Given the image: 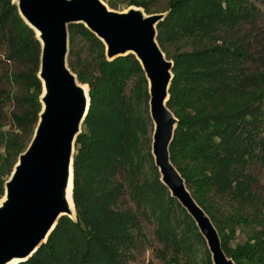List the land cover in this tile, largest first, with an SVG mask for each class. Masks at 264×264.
I'll list each match as a JSON object with an SVG mask.
<instances>
[{
	"label": "trees",
	"instance_id": "1",
	"mask_svg": "<svg viewBox=\"0 0 264 264\" xmlns=\"http://www.w3.org/2000/svg\"><path fill=\"white\" fill-rule=\"evenodd\" d=\"M12 2L0 0V53L7 62L21 67L10 75V82L19 83L27 92L22 101L28 107L10 114L21 136L4 139L0 179L10 176L19 155L28 147L41 111L42 89L37 78L40 43ZM132 5L152 14L142 2ZM167 11L156 26V40L162 51L165 35L212 38L220 31L231 32L253 17L240 7L239 0H170ZM67 30V65L78 82L88 86L90 100L73 155L76 220L61 217L46 243L30 259L18 264H127L132 259L131 250L145 236L142 206L152 212L158 225L156 235L170 253L168 259L162 256L165 264H182V257L183 264L191 262L186 231L197 242L204 243L195 223L176 200L165 195L167 190L156 168L153 182L139 181L140 162L126 94L134 78V94L149 99L139 63L133 55L108 61L104 45L82 24L69 25ZM77 37L89 46L94 69L83 64L79 68L77 60L73 61ZM232 46H212L174 58L166 106L178 122L169 155L187 189H191V196L215 226L226 256L234 264H264V231L230 248L233 230H228L226 222L217 221L206 206L212 193L231 196L238 203L251 199L253 179L246 172L247 167L264 161L259 118L264 101V70L245 73L246 53L239 45ZM11 98L8 93L7 100ZM152 159L149 155L148 160ZM120 173L124 174L126 184L117 179ZM5 182L0 180V198ZM126 188L135 208L118 211ZM152 192L154 196L149 195ZM176 211L182 216L186 231H176L180 227L178 216L173 215ZM204 264H212L208 251Z\"/></svg>",
	"mask_w": 264,
	"mask_h": 264
},
{
	"label": "water",
	"instance_id": "2",
	"mask_svg": "<svg viewBox=\"0 0 264 264\" xmlns=\"http://www.w3.org/2000/svg\"><path fill=\"white\" fill-rule=\"evenodd\" d=\"M40 43L37 78L41 111L33 137L4 184L0 201V264L26 262L45 243L58 220L72 218L73 150L89 109L88 91L67 65L68 26L82 24L105 47L108 61L133 55L147 81L153 123L151 156L160 182L186 211L204 239L212 264H234L224 253L207 214L170 161L177 119L167 108L173 63L156 37L163 14L137 8L109 9L102 0H13ZM73 202V200H72ZM74 207V205H73Z\"/></svg>",
	"mask_w": 264,
	"mask_h": 264
},
{
	"label": "rangeland",
	"instance_id": "3",
	"mask_svg": "<svg viewBox=\"0 0 264 264\" xmlns=\"http://www.w3.org/2000/svg\"><path fill=\"white\" fill-rule=\"evenodd\" d=\"M102 1L109 9L117 12H125L131 8H137L144 12L142 7L132 5L133 2H142V4L146 5L152 14H163L164 16H166L168 12L167 9L170 2V0ZM239 5L244 8L245 11H249V13L251 12L253 17L249 21L241 22L240 25L231 32L220 31L212 38L186 37L181 36L180 34H173L170 37L165 35L164 37L166 43L162 52L164 53L166 59L171 61L174 65V58L178 54H190L196 50L210 48L212 46H221L228 43V45L230 44L232 48V45H239L246 53L245 60L243 62L245 73L251 74L264 70V0H239ZM75 60H77L75 63L79 68L80 64L89 66L91 69L95 68V65L93 64L94 62L92 61L91 50L81 37L76 38L75 56L73 61ZM20 68L21 67L16 63L7 62L4 59L3 53H0V164L5 156V149L3 146L4 139L9 136H21V132L17 129V125L12 120L10 114L12 112L20 113L28 107L22 101V99L27 95V92L22 89V86L19 83L10 82V75L16 74ZM134 82V78L129 82L126 88V94L129 96L133 130L136 137L137 160L140 162L139 181L141 184H148L153 182L156 178L153 170V168H155L153 159L152 161L148 160V156L151 155L153 123L149 115V99L147 100L145 98V100H143L139 94H134ZM84 86H86L88 90V86ZM8 93L12 95L11 100H7ZM260 109L261 115L259 118L260 121H262L261 130H263L261 131V135L264 137V101L261 103ZM74 154L75 146L73 150V155ZM246 172L250 174L253 179L251 182V199L247 202L238 203L232 199L231 196L212 193L206 203L208 210L215 217V219L217 221H221V223L226 222L228 230H233L234 235L229 243L230 248L242 245L248 242L256 233L264 231V161H255L254 163H250ZM124 177V174L120 173L117 179L126 184ZM8 178L9 177L5 175L2 176L0 180L7 181ZM188 191L191 193V189H188ZM151 194H153L152 196L155 195L153 192L149 193V195ZM168 194L169 192L165 191V195ZM2 198L3 196L0 198V201ZM122 200L123 203L117 207L118 211H125L126 209L134 210L135 203L131 201L127 188L126 194L122 197ZM140 210L142 214L141 224L145 236L143 240L137 244L136 248L131 250L132 259L129 260L127 264H165L162 256L168 259L170 253L169 251L167 252V248H164L165 243L161 242L156 235V231L158 230L157 222L149 207L142 206ZM155 212H157V209ZM173 215L175 217L178 216L180 225L176 231L178 233L179 231H186L185 222L182 216L179 215L177 211L173 213ZM231 217L233 220L235 219L237 221L240 219L243 222L238 224L237 222L230 220ZM70 220H76L75 208L74 216H72ZM186 240L190 245L187 250L192 258L191 262L187 264H204V259L208 251L205 241L204 243L197 242L187 231ZM181 262L183 264V257Z\"/></svg>",
	"mask_w": 264,
	"mask_h": 264
},
{
	"label": "bare ground",
	"instance_id": "4",
	"mask_svg": "<svg viewBox=\"0 0 264 264\" xmlns=\"http://www.w3.org/2000/svg\"><path fill=\"white\" fill-rule=\"evenodd\" d=\"M85 90L87 91V87L84 86ZM71 187L69 185V189H68V193H67V200H68V203H69V206H70V209L72 210L73 212V216H74V207H73V202H72V198H71ZM16 261H12L8 264H14Z\"/></svg>",
	"mask_w": 264,
	"mask_h": 264
}]
</instances>
